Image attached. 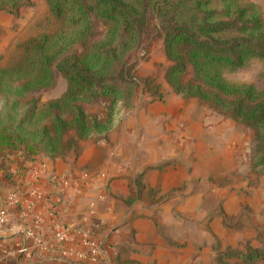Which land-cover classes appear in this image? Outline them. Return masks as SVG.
Wrapping results in <instances>:
<instances>
[{
  "label": "trees",
  "instance_id": "16d2710c",
  "mask_svg": "<svg viewBox=\"0 0 264 264\" xmlns=\"http://www.w3.org/2000/svg\"><path fill=\"white\" fill-rule=\"evenodd\" d=\"M46 9L33 18L35 29L19 52L0 64V90L24 95L52 84L54 69L67 78L64 92L41 105L36 99L18 111L14 124L0 127V151L21 150L26 158L51 157L74 148L79 139L111 130L131 104V87L123 89L109 77L112 63L139 43L149 15L158 20L163 47L171 63L166 79L176 92L197 96L229 111L256 128L259 156L264 163V88L234 82L224 76L251 57L264 56V18L255 3L240 0H45ZM32 0H0V10L18 14ZM94 17L106 24L103 36L88 44ZM45 21L48 28L37 25ZM76 43L83 49L68 53ZM191 77L184 78L188 66ZM114 72L116 68L112 69ZM264 81V72L262 73ZM10 92V93H9ZM107 96L103 116L83 106ZM17 99H13L16 104ZM69 129L73 133L65 138ZM264 249L238 252L245 262Z\"/></svg>",
  "mask_w": 264,
  "mask_h": 264
},
{
  "label": "crops",
  "instance_id": "0c3cea01",
  "mask_svg": "<svg viewBox=\"0 0 264 264\" xmlns=\"http://www.w3.org/2000/svg\"><path fill=\"white\" fill-rule=\"evenodd\" d=\"M172 101L156 100L142 112L150 121L176 123L142 127L121 122L105 136L81 141L76 155L71 149L31 159L19 150L0 151V205L11 192L18 197L9 203L6 222L0 227V264H146L151 260L164 264L162 259L176 264L177 244L163 242L150 213L174 224L180 229L177 235L182 234V220L173 210L187 211L197 205L209 179L237 165L244 135H239L230 117L216 119L205 108L173 110ZM36 166H41L38 179L44 189H56L58 195L42 205L29 194ZM89 171L99 176L85 178L83 173ZM66 172L75 176L74 183L60 188L50 176ZM141 172L145 188H153L157 195L170 193L171 198L155 205L144 197L130 201L132 180ZM227 182L226 192L236 185ZM50 204L56 207L53 216ZM58 228L67 231L66 255L54 237ZM86 229L100 238L95 255L83 243Z\"/></svg>",
  "mask_w": 264,
  "mask_h": 264
},
{
  "label": "rangeland",
  "instance_id": "374dc122",
  "mask_svg": "<svg viewBox=\"0 0 264 264\" xmlns=\"http://www.w3.org/2000/svg\"><path fill=\"white\" fill-rule=\"evenodd\" d=\"M32 1V4L22 6L17 15L5 9L0 10V13H4L0 17V64H5L19 52L20 44L35 29L32 24L34 16L46 9L45 0ZM240 1L255 3L264 18V0ZM212 4L217 8L221 6L219 0H213ZM106 27L102 20L94 17V33L88 39V44L101 38ZM37 28L39 31L45 30L48 24L42 21ZM81 49L83 45L76 43L67 52H78ZM111 63L110 74L114 73V75L108 78L119 83L123 89H128L130 86L132 92L131 104L124 107L121 119L112 129L121 122L142 127L149 123H161V125L166 122L169 125L176 123L169 119L160 122L153 118L150 121L142 112L148 104L156 100L163 101L165 104V100L172 98L170 107L173 110L183 107L205 108L209 113L214 114L216 119L232 118L234 125L240 130L239 135H244L242 157L239 158L237 165L229 173L227 170L223 171L224 173L217 171L215 178L209 179L206 183L208 190L205 195L200 196L197 205L194 204L187 211L173 210V213L179 215L182 220L180 223L182 234L177 235L180 229L174 224L162 220L154 212L150 213L149 216L159 227L163 242L177 244L180 257L176 264H264V255L247 262L238 256V252L244 253L254 248L264 249V163L257 162L260 151L257 147L256 128L239 117L231 116L229 111L218 108L207 100L176 92L166 79V69L171 61L164 52L158 20L152 14L148 16L139 43L124 53H119L117 58L111 60ZM114 68H116L115 72L112 70ZM263 72L264 56H258L251 57L235 69H225L224 76L230 81L252 82L257 87L264 88ZM192 74L193 70L189 65L184 78L191 77ZM66 86L67 78L55 68L53 82L48 86L29 90L24 95H15L10 92V95H6L4 90H0V127L5 124H14L19 115L17 112L29 106L32 99H36L41 105L60 96ZM14 98L17 99L16 104L12 103ZM107 101V96H98L93 101L84 102L83 106L88 113L103 116L106 113ZM177 129L171 130L175 132ZM109 131L79 139L74 148L67 149L58 155L65 154L71 149L76 155L81 141L96 140L98 137L107 135ZM72 133L73 130L69 129L65 138ZM135 134L140 136L143 132ZM149 167L155 168L160 165H149ZM142 173L137 174L132 180L133 185L130 187L131 193L128 196L130 201L144 197L149 201V205H155L171 198L170 193L157 195L153 188H145L140 181ZM228 180L236 185L228 187L229 190L226 188V192L223 188L226 187ZM162 260L164 264H168L164 259ZM157 263V260H151L146 264Z\"/></svg>",
  "mask_w": 264,
  "mask_h": 264
},
{
  "label": "built area",
  "instance_id": "2783aa9c",
  "mask_svg": "<svg viewBox=\"0 0 264 264\" xmlns=\"http://www.w3.org/2000/svg\"><path fill=\"white\" fill-rule=\"evenodd\" d=\"M33 182L30 185L29 188V194L35 198V202L39 205H42L44 202L48 201L49 197H58L56 194V189H44L45 187L41 184L38 177L40 174L41 166L33 167ZM85 175V178H96L98 177V173L95 172H85L83 173ZM51 179L57 183V186L60 188H66L70 187L75 180V176L71 174L70 172L66 173H52ZM18 200V197L15 193L11 192L8 195H6L5 199L0 205V227L5 224L7 219V207L9 203H13ZM49 214L53 216L54 210H55V204L49 205ZM85 232L82 234L83 237V243L88 248V251L95 255L99 252L100 249V238L97 234H95L91 229L84 230ZM54 237L57 241H59L61 244V251L63 255H66L69 253V251L64 248V243L67 240V231L66 229H56L54 231Z\"/></svg>",
  "mask_w": 264,
  "mask_h": 264
}]
</instances>
